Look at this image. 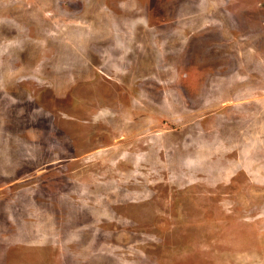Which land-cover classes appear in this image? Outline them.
Masks as SVG:
<instances>
[{
	"label": "rangeland",
	"instance_id": "rangeland-1",
	"mask_svg": "<svg viewBox=\"0 0 264 264\" xmlns=\"http://www.w3.org/2000/svg\"><path fill=\"white\" fill-rule=\"evenodd\" d=\"M0 264H264V0H0Z\"/></svg>",
	"mask_w": 264,
	"mask_h": 264
}]
</instances>
